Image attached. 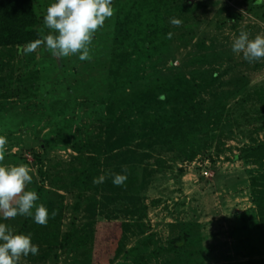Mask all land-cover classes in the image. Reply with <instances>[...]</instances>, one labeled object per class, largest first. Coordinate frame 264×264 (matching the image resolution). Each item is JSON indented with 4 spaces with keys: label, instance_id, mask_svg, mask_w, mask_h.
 <instances>
[{
    "label": "rangeland",
    "instance_id": "rangeland-1",
    "mask_svg": "<svg viewBox=\"0 0 264 264\" xmlns=\"http://www.w3.org/2000/svg\"><path fill=\"white\" fill-rule=\"evenodd\" d=\"M54 2L30 0L38 39L51 32L43 17ZM112 7L89 60L0 47L3 164L31 169L26 190L48 210L46 226L0 214L39 248L19 264H264V60L249 63L231 47L242 31L264 36V4ZM176 120L185 131L173 136ZM160 124L170 136L159 141L149 133ZM126 133L136 162L117 169L111 149H124L114 140ZM89 170L84 187L77 180ZM111 174L127 180L114 185Z\"/></svg>",
    "mask_w": 264,
    "mask_h": 264
},
{
    "label": "clouds",
    "instance_id": "clouds-1",
    "mask_svg": "<svg viewBox=\"0 0 264 264\" xmlns=\"http://www.w3.org/2000/svg\"><path fill=\"white\" fill-rule=\"evenodd\" d=\"M260 6L264 0H255ZM114 9L112 0H55L47 7L43 17L44 25L51 30L50 34L36 39L26 45H19V54L27 55L40 46L46 47L57 58L69 57L80 53L81 61L90 59L89 46L94 34L103 27L105 20L112 17ZM170 23L179 26L180 19L171 18ZM173 33H167L171 39ZM234 53L243 54L249 63L264 60V36L249 38L248 32H240L232 43ZM8 141L0 135V214L5 220L19 216H31L42 226L48 222V210L43 204L35 205L39 199L36 191L26 190V185L33 180L31 169L24 164L4 165ZM126 171V170H125ZM113 184L121 186L127 180L123 174H111ZM105 175L93 179L94 184L103 183ZM35 212L33 214V208ZM57 214L53 210L52 217ZM29 254L38 255L39 248L31 240V234H15L5 223H0V264H19L21 257Z\"/></svg>",
    "mask_w": 264,
    "mask_h": 264
},
{
    "label": "trees",
    "instance_id": "trees-1",
    "mask_svg": "<svg viewBox=\"0 0 264 264\" xmlns=\"http://www.w3.org/2000/svg\"><path fill=\"white\" fill-rule=\"evenodd\" d=\"M157 3V2H156ZM154 6H150V13L153 15L157 14L159 5L155 3ZM147 25L152 28L151 22H148ZM156 30H154L155 32ZM38 39L37 37V31H36V20L34 18L32 6L30 4V0H1L0 1V47H10V46H19L23 44H27L31 41H34ZM125 58L127 55H123ZM122 56V58H123ZM123 65H121V68ZM143 99L148 98L149 96L144 94L142 95ZM156 99L160 100V97H156ZM184 123H181L179 120L175 121V130L173 127H170L171 134L173 136H176L177 133H181L185 131ZM161 124L159 126L154 127L153 129H150L151 136L155 135L157 140H161L164 138H167V136H170V133L167 129H161ZM156 132V134H155ZM144 137H148L146 142H148L149 146L157 145L159 144V141H155L153 144H151V136H148L147 134H143ZM130 138V135L126 133L123 136H119L118 138H115L114 143L117 144V146H123L124 149L120 150V147H113L114 149H117V151L114 152V149H111V158L113 160V167L119 168V165L121 164H133L136 162L134 157L132 155L135 154V151L132 148H127L126 144L128 143V140ZM129 159V161H125L126 159ZM128 162V163H126ZM96 174L95 171H90L88 173H82V179H78L77 181H80V184L84 187L89 186L90 184V176ZM91 235V232L85 233V237L87 239V236Z\"/></svg>",
    "mask_w": 264,
    "mask_h": 264
}]
</instances>
